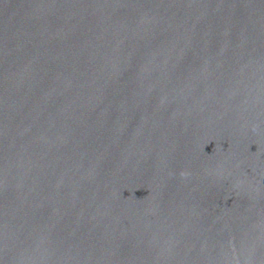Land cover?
I'll return each instance as SVG.
<instances>
[{
	"label": "water",
	"instance_id": "95a60500",
	"mask_svg": "<svg viewBox=\"0 0 264 264\" xmlns=\"http://www.w3.org/2000/svg\"><path fill=\"white\" fill-rule=\"evenodd\" d=\"M0 264H264V0H0Z\"/></svg>",
	"mask_w": 264,
	"mask_h": 264
},
{
	"label": "clouds",
	"instance_id": "9594fccd",
	"mask_svg": "<svg viewBox=\"0 0 264 264\" xmlns=\"http://www.w3.org/2000/svg\"><path fill=\"white\" fill-rule=\"evenodd\" d=\"M180 175H181L182 177H187V176L189 175V173L186 172V171H181Z\"/></svg>",
	"mask_w": 264,
	"mask_h": 264
}]
</instances>
